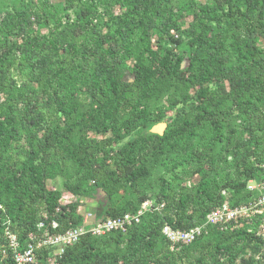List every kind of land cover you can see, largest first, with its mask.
<instances>
[{
	"label": "trees",
	"instance_id": "1",
	"mask_svg": "<svg viewBox=\"0 0 264 264\" xmlns=\"http://www.w3.org/2000/svg\"><path fill=\"white\" fill-rule=\"evenodd\" d=\"M247 1L248 6L244 9L232 0H224L221 4V13L214 16L218 21L223 19L228 25L220 35L219 32L216 33L222 36L221 38H206L204 31L207 25H204L194 38V41H198V45L205 47L202 48V55L208 51L216 54L222 48L231 47L233 55L232 60L230 58L228 60V66H223L220 54L213 56L210 53V57L206 56L204 60H201L203 68L199 76L202 80L207 78L213 73V68L214 74L223 72V76L229 79H227L230 86L228 95L232 97L234 108L229 113H227L228 110L217 111L215 108L220 101L214 99V94H211L207 88H199L196 95L199 100L196 112L200 113L198 117L208 122L206 134L200 136L198 130H195L198 123L185 118L178 124L168 126L163 135L158 138L164 140L162 146L164 149H174L194 139L183 153L173 157L171 167L175 171L176 168L183 167L185 163H197V169H201L204 165L202 162L208 158L206 153L211 150V145L215 142L221 144L220 150L229 151V145L232 143L230 139L236 131L224 126L221 119L228 117L227 115L232 112L234 116L241 119L243 129L250 134L249 139L238 138L233 143L234 152L237 155L231 163L234 177L229 179L228 174L224 177L220 171H214L210 175L201 171L194 194L175 191L171 185L173 180L165 179L159 196L152 201L153 206L161 203L163 206L158 210L146 211L140 222L127 227L130 236L127 242L128 247L138 246L144 250V255L133 258L127 256L124 264H173L174 258L169 250L171 243L161 232L164 224L180 229H189L202 224L212 209L227 202L228 199L224 200V195L220 194L222 189L232 187L236 193L246 189L245 197H248V179L254 177L257 182L264 180V43L261 37L264 34V8L261 15L258 13L255 16L252 8L255 5L253 0ZM201 10L207 12L208 8L204 5L201 6ZM7 14L9 17L5 25L9 29H16V34L24 32L27 21L26 12L17 10ZM252 20L253 28L249 30L250 27L244 25L246 21L249 25ZM135 27L136 29L129 30L124 27L120 28L119 32H114L118 36L117 40L116 36L113 37L117 48L111 47L106 37L103 40L107 44L104 52L108 59L118 57L119 62L128 59L131 62V71L134 76L131 84L120 81L114 64L94 65V62H90L86 53L89 52V47L84 46L86 52L75 50L61 58V54L57 53L58 43L54 41H50L52 49L48 52L29 47V51L34 49L32 52L34 54L22 55L24 61L31 62L29 70L25 68L26 79L20 84L12 78L9 79L4 69L0 68V93L3 95V99H0V264H16L14 249L10 245L5 228L14 234L18 242L16 249L22 252L29 243L35 245L37 240L29 234L36 231V226L43 219L44 214L48 216L49 221L54 219L58 221L54 229H49L53 233H64L69 224L76 222L74 215L69 212L71 206L60 204L61 190L47 189L45 181L54 177L56 171L63 172L66 160H72L80 167H88L87 155L90 156V153L73 142L69 136L77 120L85 117L84 112H80L78 108L77 91L82 89L87 92L95 103L97 114L94 122H89L90 128L101 132L111 130L115 133L118 127H116L114 110L127 98L129 89L136 88L140 91L135 98V104L139 105L156 85L155 81L159 78L157 75L168 73L179 77L178 72L181 70L183 57L177 56L171 49H165L161 57L155 61L156 64L148 63V57L156 59L157 51L152 50L147 40L148 32L143 18H138ZM99 42L96 44H102L101 41ZM26 47L27 44L17 45V49L25 53L28 51ZM57 57H60L59 62ZM4 60L6 55L0 54V63ZM15 62L16 59H13L11 63L9 60L12 65ZM60 67L65 70L64 74L60 72ZM9 71L6 67V72ZM221 91L224 92V88H221ZM47 107L60 113L61 118L66 120L65 128L54 122L56 126L43 128L44 132L40 141L32 136L29 148L21 152L17 151L20 145L13 140L17 125L27 122L30 128L32 126L40 130ZM131 108L132 115L119 122V126L124 131L129 130L133 122L137 121L138 113L142 118H147L148 115L144 107L139 109L138 106H132ZM141 140L148 139L141 138L138 141ZM137 144L138 142H134L123 148L126 158L120 163L119 168H123L131 181L137 175L145 173L143 168L133 169ZM213 161V159L210 160V162ZM113 172V170H98L97 183L104 188L106 180L112 176ZM66 188L74 193L81 192L73 183L68 184ZM249 192L256 193V196L261 194L258 189ZM148 199L149 196H142L139 204L133 207L132 211L127 212H135ZM230 204L235 206L241 203L237 200ZM58 208L64 211L60 219L55 216ZM108 213L115 217L125 212L118 215L115 211ZM255 226L254 223L248 225L245 219L233 221L222 230L210 225L194 241L173 246L182 245V254H190L199 250L202 245L201 239L212 235L217 238L214 252L211 254L212 264H264V239L256 232ZM3 235L6 236L9 244L4 253ZM85 235L80 236L75 248L85 243ZM159 241L160 247L154 250ZM86 246L94 248L91 243H86ZM248 248L253 251V254L237 262L240 251ZM70 252L69 248L66 251V257ZM256 253L258 256L254 258L253 255ZM91 254L94 253L91 252ZM222 257L224 262L221 261ZM204 260L203 256H199L192 264H205ZM98 264L109 263L100 258Z\"/></svg>",
	"mask_w": 264,
	"mask_h": 264
},
{
	"label": "rangeland",
	"instance_id": "2",
	"mask_svg": "<svg viewBox=\"0 0 264 264\" xmlns=\"http://www.w3.org/2000/svg\"><path fill=\"white\" fill-rule=\"evenodd\" d=\"M241 9L248 6L247 0H232ZM224 0H0V54L6 55V60L0 63V68L4 69L5 75L17 83L26 79V70H29L31 61H24L22 55L31 56L34 49L48 52L52 49L50 41L57 44V53L63 58L66 54L75 50L84 51V46L89 47L87 58L94 65L110 63L115 65L118 78L122 83L131 84L133 82L132 65L128 60L119 62L118 57L108 59L105 50L107 42L111 47L117 48L115 43L117 33L120 28L127 30L136 29L135 24L138 18H143L147 40L152 50L157 51L156 59L148 57V63L156 64V60L161 57L163 50L171 49L177 56H182L181 70L179 77H174L168 73L157 75L159 78L155 81L156 85L149 92V95L139 103L135 104V98L140 94L138 89H129L127 98L123 100L114 110L117 121V131L111 130L105 132L95 131L90 128L89 122H94L97 114L95 103L88 93L82 89L77 91L79 111L84 112L85 117L77 120L70 132V139L86 152L90 153L88 167H80L72 160H66L63 172L56 171L54 177L45 181L46 188H57L61 190V205H70L71 212L76 218V222L69 224L64 233L50 232L57 225L56 219L49 221L48 216L44 214L43 219L38 222L36 231L31 232L35 241V259L37 264H98V259L104 260L109 264H124L126 257H142L144 250L138 246L129 248L127 242L130 238L129 229H98V226L112 218L108 212L115 211L119 213L132 211L133 207L139 204L142 196H149L150 201L155 200L160 193L165 179H172L171 185L175 191L181 193L194 194L197 183L201 176V171L212 174L214 171H220L225 177L228 174L229 179L234 177L231 163L235 160L233 145L238 138L249 139V132L243 129V122L239 117L234 116L232 112L228 117L221 119L224 126L235 130L232 135V143L229 145V151L220 150L221 144L215 142L211 145V150L206 153L208 156L204 165L197 169V163H185L183 167L172 170V159L193 142L176 146L174 149H164V140H159L168 126L178 124L181 120L188 118L193 123H198L195 130H198L200 136L208 131V122L200 113L196 112V106L199 102L196 95L199 88H207L214 99L219 100L216 105L217 111L227 113L233 109L232 97L228 95L230 86L228 78L223 76V72L209 74L207 78H200L199 73L203 68L206 56H220L223 66H228V60H232V49L222 48L216 54L208 51L202 55V47L198 41H194L197 35L207 25L204 34L206 38L217 39L218 36L228 25L222 20L218 21L214 16L221 13V4ZM255 4L252 8L256 14H262L264 0H253ZM208 8L207 12L201 10V6ZM224 6V5H223ZM17 10L25 11L27 16L25 31L16 34V29H9L5 24L8 19V12L14 13ZM253 20L245 27L253 28ZM232 28H234L232 26ZM235 29V28H234ZM233 29V30H234ZM13 30V31H10ZM248 31V29H247ZM217 35V36H216ZM262 42L264 43V34ZM99 41L104 44H96ZM27 44V53L19 51L17 45ZM206 45V44H205ZM203 45V46H205ZM121 52V51H120ZM89 53V54H88ZM122 53V52H121ZM264 56V55H263ZM79 57V55H75ZM16 59L14 65L10 64ZM60 61V57H57ZM10 60V63H9ZM213 66V65H212ZM6 67L9 72H6ZM26 68V70H25ZM217 69V67H215ZM60 72L65 70L60 67ZM222 74V75H221ZM228 79V80H227ZM224 88V92L221 91ZM0 99L3 95L0 93ZM132 106L146 108L147 118H142L138 113L137 121L132 127L124 131L119 126L120 120H125L132 114ZM235 110V109H234ZM136 112V111H134ZM60 113L46 108V114L42 118L41 128H31L23 122L17 125L14 130L13 140L20 146L17 151H24L29 148L30 138L34 136L40 141L44 132L43 128L54 127V122L65 128L66 120L61 118ZM93 119H91V118ZM152 119V120H150ZM30 128V129H29ZM147 138V141H138ZM138 142L135 148V162L133 169L143 168L145 173L137 175L131 181L129 175L125 174L120 163L124 162L126 154L124 147L131 143ZM207 150V149H205ZM206 152V151H205ZM213 159V162L210 160ZM119 166V167H118ZM113 170L112 176L106 180L105 187L102 188L97 183V171ZM241 179V178H240ZM239 179V180H240ZM257 179L252 177L248 179V186L254 185ZM73 183L81 191L74 193L66 188L68 184ZM248 188V197H245V190L234 192L232 187L222 189L221 195L227 202L240 201L241 204L256 201V193L251 194ZM261 195V194H260ZM256 196V197H255ZM247 198V199H246ZM246 201V202H245ZM231 205V204H230ZM260 213H254L249 218L248 225L254 223L256 232L264 239V206ZM57 218H61L64 211L60 208L56 210ZM45 213V212H43ZM252 221V222H251ZM261 228V229H260ZM83 234L85 243L78 246L77 242ZM63 241L60 237L64 236ZM70 238V239H67ZM217 238L209 235L201 239V247L198 251L190 254H182V245L169 246L170 253L173 255V264H192L194 259L199 256L204 257L205 264H212L211 254L214 252V244ZM91 243L93 249L86 246ZM161 242H157L154 250L158 249ZM9 244L6 236L3 235V253ZM20 246V244H19ZM71 249L69 256L66 257V251ZM45 251V253L43 252ZM91 252L94 254L92 255ZM68 253V252H67ZM253 251L248 248L241 250L238 254V260L248 258ZM257 258L258 253L253 255ZM224 262V257L221 258Z\"/></svg>",
	"mask_w": 264,
	"mask_h": 264
},
{
	"label": "built area",
	"instance_id": "3",
	"mask_svg": "<svg viewBox=\"0 0 264 264\" xmlns=\"http://www.w3.org/2000/svg\"><path fill=\"white\" fill-rule=\"evenodd\" d=\"M247 188L250 190L258 189L261 193L254 203L247 202L245 204L231 206L228 202H224L220 206L212 209L206 215L205 221L202 224L195 225L189 229L172 228L170 225L164 224L161 229L162 234L172 246L174 244H188L205 232L206 228L210 225L216 226L222 230L227 228L233 221L235 222L239 219L248 221L254 213H260L262 211L261 208L264 206V180L255 182L254 185H247ZM162 206L163 203L153 206L152 201L145 200L135 212H125L121 215L109 218L106 222L100 224L98 229H126L128 226L140 222L142 215L146 211L158 210ZM5 233L9 238L10 245L14 249V260L16 264H37L34 244L29 243L27 248L22 252L18 251V249H16L18 247V242L14 234H12L8 228H5ZM60 239L65 241V235L60 237Z\"/></svg>",
	"mask_w": 264,
	"mask_h": 264
}]
</instances>
